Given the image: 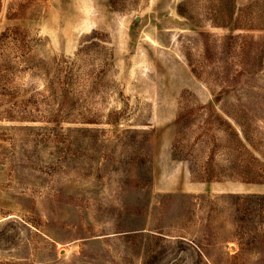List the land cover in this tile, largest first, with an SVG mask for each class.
I'll return each mask as SVG.
<instances>
[{"label": "rangeland", "instance_id": "374dc122", "mask_svg": "<svg viewBox=\"0 0 264 264\" xmlns=\"http://www.w3.org/2000/svg\"><path fill=\"white\" fill-rule=\"evenodd\" d=\"M0 264H264V0H0Z\"/></svg>", "mask_w": 264, "mask_h": 264}, {"label": "water", "instance_id": "95a60500", "mask_svg": "<svg viewBox=\"0 0 264 264\" xmlns=\"http://www.w3.org/2000/svg\"><path fill=\"white\" fill-rule=\"evenodd\" d=\"M137 19H139V18H137Z\"/></svg>", "mask_w": 264, "mask_h": 264}]
</instances>
